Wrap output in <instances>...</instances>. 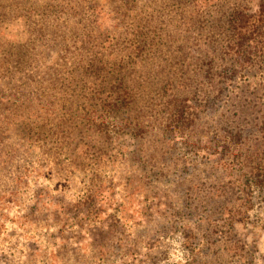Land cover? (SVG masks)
Here are the masks:
<instances>
[{
  "label": "trees",
  "instance_id": "16d2710c",
  "mask_svg": "<svg viewBox=\"0 0 264 264\" xmlns=\"http://www.w3.org/2000/svg\"><path fill=\"white\" fill-rule=\"evenodd\" d=\"M143 2L121 0L107 28L99 0H0V129L14 122L19 154L44 140L53 164L72 166L94 147L83 133L129 134L140 147L158 127L166 149L206 130L241 137L234 147L264 136V0Z\"/></svg>",
  "mask_w": 264,
  "mask_h": 264
},
{
  "label": "rangeland",
  "instance_id": "374dc122",
  "mask_svg": "<svg viewBox=\"0 0 264 264\" xmlns=\"http://www.w3.org/2000/svg\"><path fill=\"white\" fill-rule=\"evenodd\" d=\"M99 2L100 23L119 24L121 0ZM160 131L140 147L129 134L83 133L94 147L68 166L52 163L44 140L19 154L13 121L0 129V264H264V136L252 131L251 147H234L241 137L211 141L206 130L166 149Z\"/></svg>",
  "mask_w": 264,
  "mask_h": 264
}]
</instances>
